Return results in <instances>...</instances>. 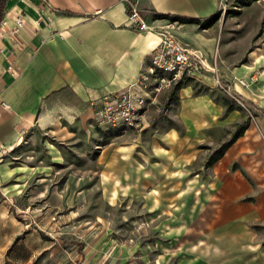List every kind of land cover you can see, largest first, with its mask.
Returning a JSON list of instances; mask_svg holds the SVG:
<instances>
[{
  "label": "rangeland",
  "instance_id": "1",
  "mask_svg": "<svg viewBox=\"0 0 264 264\" xmlns=\"http://www.w3.org/2000/svg\"><path fill=\"white\" fill-rule=\"evenodd\" d=\"M218 10V23L205 34L211 40L212 33H218L216 51L207 53L217 54L218 71L209 72L216 90L193 78L180 89L172 86L157 93L141 130L99 126L94 119L86 125L69 124L70 132L65 133L36 128L10 152L14 172L9 180L0 181V191L9 187V197L2 192L0 197L7 199L12 221H19L22 228L7 232L10 259L0 264H264V164L255 161L250 171L240 169L250 188L242 197L238 191L232 193V198L213 196L212 166H206L236 125L252 110L259 113L256 107H249L234 123L203 131L208 140L202 142L196 162L182 167L187 175L171 182L172 195L163 199L166 206L178 205V211L154 209L146 193L161 181L127 180L119 175L120 163L111 167L120 180L101 178L104 151L109 150L107 161L124 148L125 158L148 164L158 160L154 149L167 147L163 137L169 130L185 134L180 119L182 88L191 86L194 95V87L202 85L201 94L208 93L215 101L228 96L244 102L230 94L223 75L264 41V0L244 6L228 0ZM224 185L220 182L214 190L219 194ZM244 196H253L254 201H244ZM224 216L229 227L222 225ZM162 247L168 256L161 253Z\"/></svg>",
  "mask_w": 264,
  "mask_h": 264
},
{
  "label": "crops",
  "instance_id": "2",
  "mask_svg": "<svg viewBox=\"0 0 264 264\" xmlns=\"http://www.w3.org/2000/svg\"><path fill=\"white\" fill-rule=\"evenodd\" d=\"M227 1L139 0L151 27L136 30L130 26L123 0H7L0 21V97L10 107L0 104V181L10 179L14 172L9 163L10 152L28 133L36 128L65 133L70 132L69 124L86 125L94 119V99L135 83L141 67L161 39L159 31L172 29L204 53L216 51L217 31L212 33L211 40L205 34L212 32L218 22L202 29L195 23L157 17L156 13L205 19ZM18 13L25 15L27 26L16 35L6 34L4 31L14 23ZM211 75L208 72L199 78L213 91L218 87ZM223 77L230 94L252 102L259 113L263 112L264 41L249 50L244 62L228 67ZM192 90L191 86L180 90V119L185 134L180 135L175 128L169 130L163 137L167 147L154 149L158 160L145 165L125 158L124 148L113 161L105 160L109 150L104 151L103 182L120 180L111 172L112 165L120 163L119 175L127 180L161 181V185L146 193L154 209L179 210L178 205L170 206L168 202V206L164 205L163 199L172 195L169 184L187 175L182 167L196 162L202 142L208 140L203 131L234 123L249 110L244 102H238L244 109L227 111L222 102L208 93L193 95ZM129 146V151L133 150ZM263 157L264 116L258 115L244 135L212 166L213 196L232 198V193L238 191L242 197L250 186L240 169L250 171L255 161L264 164ZM235 163L238 167L233 168ZM220 182L225 185L218 194L214 188ZM1 188L0 195L2 192L9 197L6 193L9 187ZM8 203L0 197V263L10 259L6 252L12 241L7 232L17 233L22 228L19 221H12ZM192 212L195 215L197 209ZM190 221L184 224L189 226ZM222 222L229 227L228 221ZM173 224L178 225L179 221L174 220ZM160 249L168 256L166 247Z\"/></svg>",
  "mask_w": 264,
  "mask_h": 264
},
{
  "label": "built area",
  "instance_id": "3",
  "mask_svg": "<svg viewBox=\"0 0 264 264\" xmlns=\"http://www.w3.org/2000/svg\"><path fill=\"white\" fill-rule=\"evenodd\" d=\"M123 1L130 26L136 30L149 29L150 23L139 0ZM27 24L25 15L18 13L14 23L4 32L16 35ZM159 33L161 39L141 67L137 81L92 101L94 120L99 126L141 130L144 128L142 118L150 103L155 104L157 93L181 81L197 78L208 72L217 73L216 52L208 56L202 50L189 45L172 29ZM0 104L10 107L1 97Z\"/></svg>",
  "mask_w": 264,
  "mask_h": 264
},
{
  "label": "trees",
  "instance_id": "4",
  "mask_svg": "<svg viewBox=\"0 0 264 264\" xmlns=\"http://www.w3.org/2000/svg\"><path fill=\"white\" fill-rule=\"evenodd\" d=\"M7 0H1L0 3V21L2 20L3 16H4V7L6 4ZM241 3V6L244 5H248L250 4V2L252 0H238ZM157 17L160 18H166L169 19L172 22H179V23H195L198 24L200 28H209L212 25H214L220 18L221 16V11L218 10L216 11L214 14L210 15L209 17L205 18V19H201L199 17H188V16H183V15H172V14H167V13H156L155 14ZM192 78L185 80V81H181L179 83H177L174 86V89H180L181 87H183V85L185 83H187L189 80H191ZM193 80V79H192ZM202 85L201 87H194V95H198L202 93ZM241 98V97H240ZM244 101V100H243ZM226 108L227 111L232 110L234 108H239V109H244L240 104L237 103V101L232 98V97H223V102H222ZM244 103L246 105H248V107H254L255 105L250 102V101H244ZM252 110V109H251ZM258 115H264V112L262 113H258L256 111H251L250 115H247V117L245 118V120H243L242 122L238 123L234 129V131L232 132L231 136L224 140L218 147H216L213 152L210 154L207 162H206V166H213L224 154L225 152L228 150V148L235 143L241 136L244 135L245 131L248 129V127L250 126V122L253 116H258ZM242 200L244 201H254V197L253 196H244L242 198ZM262 243L264 244V240L262 241Z\"/></svg>",
  "mask_w": 264,
  "mask_h": 264
},
{
  "label": "water",
  "instance_id": "5",
  "mask_svg": "<svg viewBox=\"0 0 264 264\" xmlns=\"http://www.w3.org/2000/svg\"><path fill=\"white\" fill-rule=\"evenodd\" d=\"M0 3H1V0H0Z\"/></svg>",
  "mask_w": 264,
  "mask_h": 264
}]
</instances>
